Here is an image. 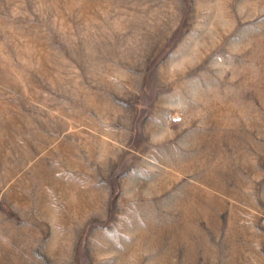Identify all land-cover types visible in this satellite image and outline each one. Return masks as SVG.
<instances>
[{
    "label": "rangeland",
    "instance_id": "obj_1",
    "mask_svg": "<svg viewBox=\"0 0 264 264\" xmlns=\"http://www.w3.org/2000/svg\"><path fill=\"white\" fill-rule=\"evenodd\" d=\"M0 264H264V0H0Z\"/></svg>",
    "mask_w": 264,
    "mask_h": 264
}]
</instances>
